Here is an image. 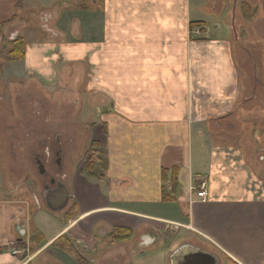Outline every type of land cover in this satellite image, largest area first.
Returning <instances> with one entry per match:
<instances>
[{
  "label": "crops",
  "instance_id": "0c3cea01",
  "mask_svg": "<svg viewBox=\"0 0 264 264\" xmlns=\"http://www.w3.org/2000/svg\"><path fill=\"white\" fill-rule=\"evenodd\" d=\"M22 1L19 20L49 24L17 33L26 54L7 68L11 80L54 90L62 74L73 78L81 70L82 99L98 100L84 122L87 143L104 153V175L87 176L68 160L64 183L78 215L55 217L47 237L40 212L51 211L33 206L24 195L26 187L33 190L0 156V264H74L54 241L70 234L95 248L97 226L105 233L133 229L138 263L149 253L150 260L184 264L194 247L219 264H264V179L252 165L251 146H237L231 131L235 116L253 112L249 100H264L246 95L241 53L264 52V0ZM7 96L0 93V117L8 119ZM91 115L98 120L89 121ZM203 180L205 201L197 197ZM171 225L187 236L165 247L162 229Z\"/></svg>",
  "mask_w": 264,
  "mask_h": 264
},
{
  "label": "rangeland",
  "instance_id": "374dc122",
  "mask_svg": "<svg viewBox=\"0 0 264 264\" xmlns=\"http://www.w3.org/2000/svg\"><path fill=\"white\" fill-rule=\"evenodd\" d=\"M10 1L12 3L10 2L9 13L1 12L2 7L0 4V48L3 42H9L11 44L12 39L22 37L17 33L24 31L26 29L25 27L31 28L45 25V23L49 24L48 20L43 22L39 17H34L29 24H24L26 21L19 20L20 16L16 12L19 6L23 5V1ZM3 18L7 20L5 23H2ZM261 27V31L263 32L264 23ZM34 39L37 40L36 38ZM241 53L247 59L242 62V67L247 74L246 95H255L257 98H264L262 76L261 73L259 75L256 74L259 70L263 74L264 52L255 50L245 54L244 52ZM11 62L14 61H10L7 55L6 57L0 58V93L4 92V96L8 95L4 106L10 115L8 119L7 116L0 117L1 163L4 164L6 169L10 170L13 176H22L24 178L23 181L18 180L20 185H27L33 190L31 192L26 187L24 191L25 197L27 199L30 198L34 204L33 206L37 208L40 205V207L45 208L44 193L40 191V174L37 170L34 153H44L45 155L44 149L39 146L40 143L46 139L51 142L55 134L63 132L62 140L68 154L65 159L67 162L64 160L63 164L66 167L69 160V162L75 165V168L78 167L83 170L84 165L89 161L92 153H95L92 150L94 144L91 143L90 147V144L87 143L88 134L86 129L88 126L84 120L87 119L86 113L88 107L90 105L94 108L98 107V100H92L87 104V101L82 99L81 70L79 68L74 70L73 78H68L65 74H62L63 81H61L60 86L57 89L48 90L31 79L18 81V83L11 80L12 73L9 70L7 71V68L9 69L11 67ZM246 106L251 108L253 112L234 117L232 121L234 129H231L233 131L232 140L237 146H240L238 145L239 143L243 146L248 143L251 146L249 151L252 152V165L257 170L259 176L264 179V159L262 158L264 157V125H262L264 123V100L262 99L260 103L259 100L255 102L249 100V106L248 104ZM89 117V121L98 120V117L95 115ZM96 124L94 122V127ZM7 126L12 127L13 130H7ZM226 131L231 135L229 128ZM46 132L50 133V137ZM45 151L49 150L46 149ZM95 154L99 157H104V153L102 154L100 151ZM74 205L75 202H70L69 206L61 213L48 212L46 209L40 212L43 217L39 219L43 220V222L41 221V225L45 228L44 232L47 237L52 236L55 232V224L53 221L56 219L55 217L60 220V217L66 215L67 219L71 218L72 213H75L76 216L78 215V211H75L73 208ZM35 217L38 219L34 214V223L36 222L38 225ZM57 224L59 226L61 225L59 221ZM7 225V231L13 233L11 224L7 223ZM114 228H107V233H105L103 232L102 226H97L92 236V241L97 240L95 248L93 247L87 250L81 244H78V249L84 253V257L87 260L86 263L68 254L73 258L74 264H167V260L164 257L162 259L155 258L150 260L149 253L144 255V257L139 256V258L144 259L143 262H136L137 258L135 257L138 256L135 253L137 233L134 232L130 240L120 242L115 238ZM162 231L165 247H172L173 243H178L183 237L187 236L184 229L178 225L164 226ZM32 235V232L31 234L29 233L28 243H30V240L33 241Z\"/></svg>",
  "mask_w": 264,
  "mask_h": 264
},
{
  "label": "trees",
  "instance_id": "16d2710c",
  "mask_svg": "<svg viewBox=\"0 0 264 264\" xmlns=\"http://www.w3.org/2000/svg\"><path fill=\"white\" fill-rule=\"evenodd\" d=\"M246 7L247 5H245V10H247ZM196 25H200V24L198 23L191 24L192 27H195ZM25 54H26V43L23 37H20L16 40L11 41V44H9V42L8 43L3 42L0 48V58L6 57L7 55L10 61L22 60L24 59ZM92 150H94L95 153L100 151L103 154L98 144H94L92 147ZM95 153H92V156H90L89 161L83 167V173H85L87 176H90V177H96L99 174L101 176L104 175L102 173V171L104 172V166H103L104 158H102L101 156L99 157ZM176 172L177 171L175 170V173ZM73 208L76 211L77 205H74ZM71 215L72 217L76 216L75 213H72ZM114 234L117 240H119L120 242H123L128 239L130 240L132 238V235L134 234V231L133 229L127 228V227H115ZM35 240H37V242H40L38 241V238ZM54 246L76 257L83 263L87 262L86 258L84 257V253H82V251L78 249L79 245L77 241L70 234H65L63 236H60L56 241H54Z\"/></svg>",
  "mask_w": 264,
  "mask_h": 264
},
{
  "label": "flooded vegetation",
  "instance_id": "af4514ba",
  "mask_svg": "<svg viewBox=\"0 0 264 264\" xmlns=\"http://www.w3.org/2000/svg\"><path fill=\"white\" fill-rule=\"evenodd\" d=\"M10 2L11 1L9 0H0L2 7L1 12L9 13ZM6 21L7 20L3 18L2 23H5ZM12 40H16V38ZM46 133L50 137V133ZM62 136L63 132L57 133L54 135L51 142L46 139L40 143V147L44 149L45 155L44 153H34L37 170L40 174L39 187L40 191L44 194L59 189L61 183L65 182L64 176L66 167L63 162L68 154ZM46 149L49 151H45Z\"/></svg>",
  "mask_w": 264,
  "mask_h": 264
},
{
  "label": "water",
  "instance_id": "95a60500",
  "mask_svg": "<svg viewBox=\"0 0 264 264\" xmlns=\"http://www.w3.org/2000/svg\"><path fill=\"white\" fill-rule=\"evenodd\" d=\"M44 204L53 213H61L64 211L72 198L65 183H61L60 188L44 194ZM25 235L21 234V240ZM183 245L179 247L174 254L176 257L186 249ZM190 249V248H189ZM191 253L185 257L184 264H219V259L216 255L203 251L199 248L192 247Z\"/></svg>",
  "mask_w": 264,
  "mask_h": 264
},
{
  "label": "built area",
  "instance_id": "2783aa9c",
  "mask_svg": "<svg viewBox=\"0 0 264 264\" xmlns=\"http://www.w3.org/2000/svg\"><path fill=\"white\" fill-rule=\"evenodd\" d=\"M208 183L206 180L201 181V183L199 184V186L197 187V197L198 199H201L203 201H205L208 198ZM23 252V250H14L13 253L14 254H18Z\"/></svg>",
  "mask_w": 264,
  "mask_h": 264
}]
</instances>
